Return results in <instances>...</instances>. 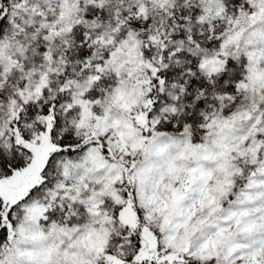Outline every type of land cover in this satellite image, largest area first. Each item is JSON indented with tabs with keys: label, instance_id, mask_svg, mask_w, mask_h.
Here are the masks:
<instances>
[{
	"label": "snow or ice",
	"instance_id": "obj_1",
	"mask_svg": "<svg viewBox=\"0 0 264 264\" xmlns=\"http://www.w3.org/2000/svg\"><path fill=\"white\" fill-rule=\"evenodd\" d=\"M0 264H264V0H0Z\"/></svg>",
	"mask_w": 264,
	"mask_h": 264
}]
</instances>
